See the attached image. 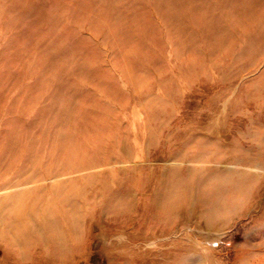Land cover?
<instances>
[{
    "label": "rangeland",
    "instance_id": "obj_1",
    "mask_svg": "<svg viewBox=\"0 0 264 264\" xmlns=\"http://www.w3.org/2000/svg\"><path fill=\"white\" fill-rule=\"evenodd\" d=\"M122 263L264 264V0H0V264Z\"/></svg>",
    "mask_w": 264,
    "mask_h": 264
},
{
    "label": "bare ground",
    "instance_id": "obj_2",
    "mask_svg": "<svg viewBox=\"0 0 264 264\" xmlns=\"http://www.w3.org/2000/svg\"><path fill=\"white\" fill-rule=\"evenodd\" d=\"M219 233V232H218ZM218 233H215V235L217 234V235H224L226 232H224L223 234L222 233H220V234H218ZM199 242V241H198ZM224 254V253H223ZM123 264V263H122Z\"/></svg>",
    "mask_w": 264,
    "mask_h": 264
}]
</instances>
